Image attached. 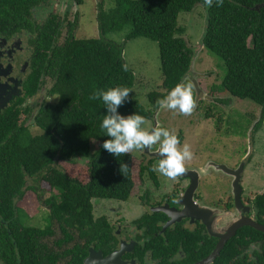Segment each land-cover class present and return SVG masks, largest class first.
<instances>
[{
  "label": "trees",
  "instance_id": "16d2710c",
  "mask_svg": "<svg viewBox=\"0 0 264 264\" xmlns=\"http://www.w3.org/2000/svg\"><path fill=\"white\" fill-rule=\"evenodd\" d=\"M51 1L0 0V25L9 26L12 32H26L37 52L25 96L0 115V214L16 225L19 217L14 213L16 200L12 198L19 199L25 194L30 179L43 181L58 191L53 212L58 215L66 240H71V233L75 232L87 239V246L98 247L104 240L113 244L114 229L105 217H95L93 201L130 199L136 187L134 156L129 153L115 157L102 148L103 142L110 139L101 129L107 109L102 100L89 97L98 89L106 91L119 86L133 90L136 79L124 60V45L106 40L107 35L131 26L126 41L148 38L158 43L163 92L148 95L152 109L148 110L132 93L118 109L125 117L139 114L152 119L159 109L156 101L195 74L192 64L196 49L182 36L185 29L179 27L178 18L201 5L207 21L200 43L225 65L221 89L262 107L263 120L264 0H224L223 6L214 4L211 8L204 6V0H114L115 6L108 11L99 4L97 19L101 37L91 39L76 38L79 18L70 20L68 12L63 17L50 12ZM77 2L82 4V0ZM38 10H48L42 24L34 18ZM123 65H127V71ZM47 82L51 84L47 96L57 101L40 105L34 115L32 107L21 104L26 96L32 98L38 94ZM31 117L40 134L31 132L27 124ZM93 142L99 143L94 152ZM80 160L87 161L86 183L72 178L58 166L60 161ZM122 163L128 165L127 173L120 172ZM152 169L151 165H143L141 178L148 172L157 187V176ZM253 207L258 222L264 225V194L256 196ZM146 220L147 215L138 222ZM243 230L245 237L251 238L242 241L244 244L249 247L259 242L264 247V233L251 227ZM87 246L76 244L71 252L75 263L83 262L88 254ZM162 253L161 249L155 250L154 256ZM69 254L67 251L66 256ZM227 254L234 258L240 251L229 244L223 256ZM250 264H264V249L257 263Z\"/></svg>",
  "mask_w": 264,
  "mask_h": 264
},
{
  "label": "flooded vegetation",
  "instance_id": "af4514ba",
  "mask_svg": "<svg viewBox=\"0 0 264 264\" xmlns=\"http://www.w3.org/2000/svg\"><path fill=\"white\" fill-rule=\"evenodd\" d=\"M69 10H72L71 4H67L66 10L60 13V16L63 17L68 12L70 19ZM36 56V48L26 32H12L9 26L0 25V115L17 105L19 99L25 96L26 83L32 74L33 59ZM48 84L50 83L47 82L42 86L38 94ZM38 94L32 98L26 96L25 102L21 105L32 107L30 102ZM155 152L157 153L158 150ZM147 158L149 163L160 159L149 155ZM210 177L206 175L199 179L193 198L198 208L192 212L189 210L194 215V219L185 217L182 214V206L178 205L191 182L183 186L177 185L172 192L159 197L165 187L161 184L164 183L157 177L158 186L156 187L150 179L155 190L146 188L137 198L140 203L139 205L136 203V206L141 210L137 218L123 225L127 219L125 215L122 216L119 213L120 210L115 212L112 210V218L106 215L100 217H105L109 221L114 229L115 239L113 244L104 240L97 244L98 247L95 244L87 246V239L75 232L71 233V240H66L58 215L53 212V203L57 201L58 191L53 190L48 183V186L44 187L43 184L46 182L30 179L25 194L19 199L12 198L16 200L14 213L19 217V222L14 225L0 214V264H77L74 262V255L71 254L76 244L83 248L87 246L88 252L83 262L79 264H89L90 257L94 258L92 264H104L102 261L105 260L119 264H200L224 241L231 231L230 227L246 217L247 210L250 211L248 216L258 222L254 207L252 210L253 201L249 199L247 189L243 188V173L240 176L238 203L234 189L233 194L229 196V192L222 190V187L220 189L218 187L216 191L217 186H210V184L205 186ZM220 190L221 193H219ZM155 197L159 198L155 199ZM163 208H167L175 215L176 222H172V218L161 211ZM205 210L208 213H205ZM110 211L109 207L105 208L106 213ZM121 212L123 213V210ZM146 215L148 220L139 223L138 221ZM211 218L213 222L210 229L203 219L209 221ZM32 222L38 224L34 225ZM243 228L245 227L238 228L235 234L228 238L213 264L257 263L264 247L259 242L249 247L244 244L242 241L248 242L251 238L245 237ZM229 244L240 251L238 257L231 258L229 254L226 257L223 256ZM158 249L163 250V253L155 257L154 251ZM67 251H70V254L66 256ZM95 254L97 256L100 254L102 260Z\"/></svg>",
  "mask_w": 264,
  "mask_h": 264
},
{
  "label": "rangeland",
  "instance_id": "374dc122",
  "mask_svg": "<svg viewBox=\"0 0 264 264\" xmlns=\"http://www.w3.org/2000/svg\"><path fill=\"white\" fill-rule=\"evenodd\" d=\"M52 2L50 12L54 13L56 11L57 15L64 13L67 4H71L72 10H69L70 19L78 17L80 21L78 23L79 27L75 32V36L78 39L100 38L97 19L99 4H103L105 11L115 6L114 0H82V4H78L77 0H53ZM46 13L48 14V10L35 12L34 18H36L37 23H43L47 17ZM206 21L205 10L201 5L196 6L190 13H181L178 18L179 27L185 29V33L182 36L196 49V57L192 64L195 74L192 75L193 77L190 75L185 82H191L193 85V97L196 101L195 110L190 116H183L166 109L155 110L154 117L146 119L147 123L143 125V128L151 131L155 127L156 121L158 127L169 130L179 138L181 147L184 144H188L193 153V159L185 163L186 171H196L200 178L206 175L211 176L205 186L209 184L210 186H217L216 191H218V187L219 189L222 187V190L229 192V196L233 194V177L217 170L213 163L225 165L232 169L239 168L243 164V188L247 189L246 193L249 199L253 201L257 195L264 194L263 108L250 100H240L221 89L226 75L225 65L222 60L203 49L200 43ZM130 31L131 26H127L122 31L109 33L106 40L124 45V60L133 70L136 79L132 96L149 110L152 107L149 105L148 95L154 91L163 92V73L161 71L159 45L156 41L148 38L126 41V36ZM194 81H197L200 86V94L195 88ZM49 86L50 84L30 102L34 108V113L42 102L46 104L57 101L56 98L47 97ZM213 87L221 91L212 90ZM220 118H222V122ZM21 121H24V117L21 118ZM27 124L31 127L32 133H41L39 128L32 125V119ZM98 147L99 143L93 142V152ZM159 147L160 145L156 144L149 152L145 150L146 153H144L145 151L131 152L134 156L133 174L136 187L130 199L128 201L94 200V215L96 218L105 215L108 218H112L113 212L120 210L119 213L122 216L125 215L127 219V221L123 222L124 225L140 215L141 210L136 206V203L138 205L140 203L137 198L144 193L146 188L150 187L155 190L148 172L144 178H141V167L143 165H151L153 168L158 165L159 160L156 161L155 159V162L149 163L147 156L153 157L152 154L159 150ZM207 165L209 168H207ZM58 166L72 178H76L83 183L88 182L89 173L86 160L75 161V163L60 161ZM155 173L160 181L164 183L161 185L165 186L159 197L169 194L177 185L183 186V184L191 182L187 172V177L180 176L175 180H170L159 172ZM43 186L47 187L48 184L44 183ZM219 193H221V190ZM159 197H155V199ZM107 207L110 208V213L105 212ZM121 210H123V213ZM33 224L36 225L38 223Z\"/></svg>",
  "mask_w": 264,
  "mask_h": 264
},
{
  "label": "clouds",
  "instance_id": "9594fccd",
  "mask_svg": "<svg viewBox=\"0 0 264 264\" xmlns=\"http://www.w3.org/2000/svg\"><path fill=\"white\" fill-rule=\"evenodd\" d=\"M224 0H204V6L211 8L223 6ZM127 71V65H123ZM132 90L128 87H114L108 90H95L89 97L91 100H102L107 109L101 123V129L106 132L107 139L103 142L102 148L115 157L127 155L133 151H149L156 144H159L158 165L152 171L159 172L170 180H175L186 172L185 163L193 159V153L188 144L180 146L179 138L169 130L155 127L151 131L145 130L143 125L147 123L146 118L139 114L123 116L118 109L129 100ZM159 109L171 110L183 116H190L196 108V101L193 97V85L188 83H177L170 92L156 101ZM127 164L120 165V172L127 173Z\"/></svg>",
  "mask_w": 264,
  "mask_h": 264
},
{
  "label": "water",
  "instance_id": "95a60500",
  "mask_svg": "<svg viewBox=\"0 0 264 264\" xmlns=\"http://www.w3.org/2000/svg\"><path fill=\"white\" fill-rule=\"evenodd\" d=\"M192 71L194 72L193 66H192ZM187 79H188V77L185 80H187ZM194 85H195V88H196L198 94H200L201 93V89H200V86L198 85L197 81H194ZM157 126H158V124L155 121V127H157ZM146 151L149 152L148 149H146ZM152 155L155 156V157H157V158H162V157L159 156V151L157 153L152 154ZM213 166L217 170L223 171L224 173H226L229 176H232L234 178L233 189H234L235 199H236V201L238 203L240 201V176H241V173L244 172V169H243L244 168V165L242 164L238 169H232V168H228L225 165H216L214 163H213ZM207 168H209L208 165H207ZM186 172L188 173V175L191 178V184L187 188V190L185 191L184 196L179 200L178 205H181L182 206V208H183V213L182 214L185 217H190V218H193L194 219V215L191 214V212L194 211V210H196L198 208V206H196V204L194 203V201H193L194 199L193 198L195 196L196 190H197L198 185H199V178H200V176H199V174L196 171H194V172H192V171H186ZM186 172H185V174L182 175V177H187L186 176ZM167 208H169V207H167ZM167 208H163V210H161V211H163L168 217L172 218V220H173L172 222H176V219L174 217L175 215H173L172 213H170L167 210ZM189 210H191V212H189ZM247 212L248 213H247L246 217L243 218V220L240 219L239 221H237L236 223H234L230 227V230H231L230 233L224 239V241H222L220 243L219 247L214 251V253L211 256H209L205 261H203L202 263H200V264H213L215 258H217L220 255L221 250L223 249V247H224L225 243L227 242L228 238H230L233 234H235V232H236V230L238 228L251 227V228H253V229H255V230H257V231H259L261 233H264V225L263 224H260L259 222L255 221L251 217H249L248 215L250 214V211L247 210ZM205 213H208V211L205 210ZM219 219H221V218L219 217ZM203 221L210 228V226H211V224L213 222V219L211 218L209 221H206V220L203 219ZM170 224H171V222H170ZM119 254H121V253L119 252ZM96 257L98 259L102 260L100 254H99V256L96 255ZM92 259L94 260L93 257H90L88 259V261H89L88 263L89 264H92ZM109 261L105 260V261H102V263H104V264H119L118 262H116V263L115 262L114 263L112 262L111 263Z\"/></svg>",
  "mask_w": 264,
  "mask_h": 264
}]
</instances>
